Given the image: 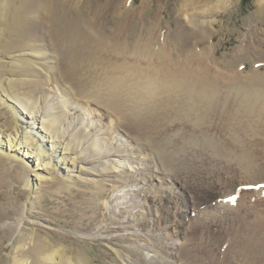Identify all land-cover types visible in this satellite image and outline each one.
I'll list each match as a JSON object with an SVG mask.
<instances>
[{"label": "bare ground", "instance_id": "obj_1", "mask_svg": "<svg viewBox=\"0 0 264 264\" xmlns=\"http://www.w3.org/2000/svg\"><path fill=\"white\" fill-rule=\"evenodd\" d=\"M81 1L0 0V59H9L8 77L0 88L20 112L14 134L5 141L0 135V153L7 164L20 165L29 186L35 170L45 173L36 179L41 184L55 182L59 173L52 163L57 162L70 188L80 185L82 194L97 190L105 211L95 212L102 219L81 237L126 244L110 245L116 264H264V48L250 49L244 39L230 56L219 55V44L213 42L217 17L232 0H173L180 31L188 30L184 37L168 21L161 28L165 16L156 13L150 27L136 19L119 28L77 21L59 37L37 33L36 40H27V51L13 42L31 23L22 19L26 9H33V20L41 22L43 14L57 16L68 4ZM132 2L120 0L114 15L127 21L134 11L143 19L152 0H143L140 12ZM2 18L8 23H1ZM29 56L32 63L41 61L45 75L27 64ZM27 72L36 79L15 75ZM27 89L37 93L29 95ZM24 116L31 119L30 130L21 125ZM159 124L180 128L176 136L183 159L189 150L200 159L211 158L210 166L204 161L195 173L199 181L191 185L196 194L189 192L187 206L177 213L171 200L192 190L186 185L190 179H176L174 154H167L154 138ZM31 132L40 137L36 147L27 142ZM25 159L35 160V168ZM230 178H236L239 187L258 186L255 199L244 192L231 198L238 188H226ZM163 186L160 198L157 188ZM199 193L206 199L204 208L195 199ZM217 198L225 200L218 203ZM14 208L17 233L29 216L27 204ZM203 214L212 222L190 232L196 227L194 216L202 219ZM70 253L58 247L43 259L89 264L85 256Z\"/></svg>", "mask_w": 264, "mask_h": 264}, {"label": "rangeland", "instance_id": "obj_2", "mask_svg": "<svg viewBox=\"0 0 264 264\" xmlns=\"http://www.w3.org/2000/svg\"><path fill=\"white\" fill-rule=\"evenodd\" d=\"M119 1L120 0H82L80 3H75L77 4L76 6L66 4L67 7H64V10H61L59 12L60 14L57 16L54 15L50 18L47 17L46 14H43L41 22L39 18L36 19V22L33 20L36 14L33 9L28 8L24 11L25 15L22 19L31 20V23L29 27L27 26L28 29L24 27V30L20 32L25 34L20 35V38H13V42H15L21 50L27 51L25 49L30 45L27 44V40L29 43L32 39L36 40L37 33H52L59 37L62 33L70 31L77 21V23H82L84 25L89 24V26L91 22L96 21L97 24L99 22L101 25L109 28H119L123 25V22L129 24L131 19L132 21L136 19L139 20V24L142 21L146 22V25L149 26V21L155 23L157 21L156 15H161L162 13V15L165 16V20L160 24L161 28L164 23L166 26V22L168 21L177 33H181V36L184 37L186 33H188V30L180 31V19L177 18L172 9L173 0H152L151 8L148 10L149 12L144 14L143 19L137 12L133 11L131 15H133L134 18L129 16L130 20L127 19V21H123L124 17L120 19V17L114 15L120 11H116L119 9ZM133 1V6L139 9V12L144 10V6L142 7L143 0ZM232 2L233 4L231 7L226 12H219L217 17L219 29L216 36L213 38V42L219 44V55L226 54L230 56L233 50L242 44L244 39L250 44V49H253V47L257 45H261L262 48H264V43L259 44L260 42H264V7L260 8L264 0H232ZM103 12L106 13L103 14ZM124 13L122 14L124 15ZM135 13L137 14L134 15ZM1 23L7 24L8 20L2 18ZM1 29L4 30L0 25V30ZM140 31L144 32V28L140 29ZM0 37L4 36L0 34ZM175 39L174 36L173 41H175ZM25 59H27V64H35L34 66H36L37 71L44 74L45 70L41 65V61L38 60L37 62L35 61L36 63H32L34 60L30 56ZM3 60L0 59V87L8 77V74H6L8 70L5 65L6 61H9V59ZM15 75L20 79L26 78L27 80L36 79L37 77L33 72H27V74L16 73ZM27 91L29 95H35L37 93V91L32 89H27ZM2 93V88H0V135L4 137L3 140L5 141L8 135L14 134V127L18 124L16 117L20 112L5 100ZM38 96H42V94L38 93ZM29 99L32 100V98ZM75 116L78 121L79 116L72 115L73 118H75ZM24 117L26 121L25 123L21 122V125L25 124L23 127L30 130L31 119L26 116ZM36 126L38 128V124ZM79 126L77 125L78 129H81ZM174 127L169 128V126L159 124L158 134H156L154 138L164 146L167 154H174V166L177 171L176 179L181 181L190 179V182L186 183V185L189 186L190 184L188 190H192L188 191L186 188L185 191H188V193H185L183 197L179 199L174 198V200H171L174 202L176 201L174 205L177 207V209L175 208L177 213L178 209L179 211L185 209L187 206L186 204L189 202V192L194 191L191 184L195 182L198 183L199 181V178L195 175L196 171H198V169L201 170V166L205 164L204 161H207L206 166H210L209 161L211 158L204 156L200 159L193 151L189 150V153L186 154V160L183 159L184 156L180 151L182 145L176 136V132H178L180 128L176 129L175 127L174 129ZM36 131H38V129L35 128L34 132ZM102 137L103 136H101V138ZM39 138L40 137L35 133L31 132L29 137H27V142L33 147H36L37 143H41ZM45 144L46 148H50V143L48 141L45 142ZM8 151V149H5L3 153L8 154ZM3 156L4 155L0 153V264H18V261H20L19 264H59V260L48 262L43 259V255L58 247L68 249L71 252L70 254L75 255V257L76 253L77 256H85L89 264L117 263V259L110 245L112 244L117 248H125L127 247L126 244L118 239L113 240L111 244H106L100 239H86L81 237L82 234L92 233L95 225L99 224L102 219L101 217L100 219L97 218L98 216H96L95 212L102 213L105 211V206L99 205L102 195L97 194V190L93 189L94 192L91 194H82L83 189L80 185H75L74 187L73 184L74 188H70L72 184L70 185V183L64 181L66 174L62 170L64 167L58 166L57 162L52 163V167L59 173V177L55 182L41 184L40 181L36 179L43 174L45 175V173L40 170H35L33 175L31 174L29 178L30 184L28 186L23 180V177H21L20 165L17 164L15 167H10V165L7 164V159ZM25 160L31 168H35L37 164L35 160ZM232 179L233 181L231 184L227 185L226 188L229 187L228 189H230L233 185V187H237L238 190L237 193H234L235 196L233 195L231 198L235 199L238 196L240 197L241 193L244 192L250 195L249 200L251 198L255 199V195H257L255 191L260 189L258 186H256L257 188L252 186L239 187L236 178H230V180ZM214 180L215 179H213V181ZM168 185L170 186V183H168ZM164 186L161 187L162 190L157 188L160 198L165 195L166 187ZM195 194L196 191H194V195ZM256 198L261 199V196H257ZM166 199L165 206L167 207L170 203H168ZM195 199H198V203L201 205L200 208L206 206V199L203 194H197ZM216 200L218 202V198ZM223 200H225V198H220V202L218 203H222ZM224 203H226V201H224ZM15 204H27V215L29 216L23 228L17 233H15L14 226L12 225L14 221L16 222L18 215L14 208ZM229 204L231 206L235 205L230 202ZM193 220L194 222L192 221V223L196 224L197 228L192 225L190 232L194 229L199 231L203 225L212 222L209 214H203L202 219L194 216ZM46 225L52 228L46 227ZM197 231L195 233H197ZM47 246H49V248Z\"/></svg>", "mask_w": 264, "mask_h": 264}, {"label": "trees", "instance_id": "obj_3", "mask_svg": "<svg viewBox=\"0 0 264 264\" xmlns=\"http://www.w3.org/2000/svg\"><path fill=\"white\" fill-rule=\"evenodd\" d=\"M246 1H248V0H246Z\"/></svg>", "mask_w": 264, "mask_h": 264}]
</instances>
